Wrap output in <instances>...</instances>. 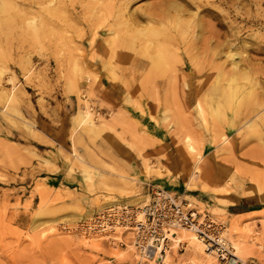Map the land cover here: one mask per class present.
I'll return each mask as SVG.
<instances>
[{
    "label": "rangeland",
    "instance_id": "374dc122",
    "mask_svg": "<svg viewBox=\"0 0 264 264\" xmlns=\"http://www.w3.org/2000/svg\"><path fill=\"white\" fill-rule=\"evenodd\" d=\"M113 1L112 8L109 0H0V264H163L140 255L132 231L102 238L79 229L97 212L142 207L154 193L124 172L130 189L109 187L100 156L76 145L79 132L93 145L119 141L146 175L171 178L170 192L225 226L234 264H264V210L237 216L228 209L244 196L264 198V0ZM134 11L140 25L130 23L131 31L122 22ZM153 32L159 34L152 43L139 38ZM232 62L243 73L236 78ZM74 103V142L62 157L70 174L83 175L95 199L89 210L67 205L63 190L47 187L42 177L60 168L52 152L36 146H56L43 133L48 127L61 134L59 113ZM85 110L94 130L76 129ZM141 113L166 128L165 143L140 127ZM246 119L258 126L242 128ZM222 132L229 143L215 140ZM185 135L196 141L207 175L193 174L196 158ZM248 228L242 240L233 235ZM189 252L185 241L174 243L164 264H199ZM212 256L210 264H225Z\"/></svg>",
    "mask_w": 264,
    "mask_h": 264
},
{
    "label": "crops",
    "instance_id": "0c3cea01",
    "mask_svg": "<svg viewBox=\"0 0 264 264\" xmlns=\"http://www.w3.org/2000/svg\"><path fill=\"white\" fill-rule=\"evenodd\" d=\"M76 111V103L67 105L60 111L59 116L62 119V128L59 126L55 130H60L61 134L53 133L51 135V129L46 127V133L43 134L56 144L55 147L40 143L36 146L41 152H52L54 155L52 160L56 163L58 162L60 168L57 172L46 174L42 177L46 179L47 187L50 189L63 190L67 194V205L89 210L94 206L95 199L91 193L87 191L83 175L80 171H77L76 174H70L69 166L65 163L62 157L64 156L63 151L66 153L71 152L70 148L74 142V139H72L74 124L71 118ZM135 119L145 132L161 139L162 143L166 142V139L168 138L166 128L153 121L148 113H141L136 116ZM75 139L76 145L82 152L86 154V151L89 149L100 156L99 161H101L100 163L103 165L107 166L102 167L105 168L104 170L108 178L111 180L107 185L113 189H130L129 186H125L123 183L124 179L119 176L118 173L120 171L129 174V177L134 178V180H140L143 184L142 186L145 193H151L156 188H163L169 192L174 191L176 188V184L171 180V178L146 175L144 167L140 161L141 159L137 157L135 152L133 153L131 150L129 151L127 146L119 143V141L114 139H103L99 141V143L93 145L89 142L87 135L83 132H79V135L75 136ZM155 148L157 150V147ZM208 150V146H205L204 153L206 154ZM261 204H264L263 197L255 198L251 196H244L235 201V203H233L228 209L232 215H247L253 214L257 211H263L264 207H259Z\"/></svg>",
    "mask_w": 264,
    "mask_h": 264
},
{
    "label": "built area",
    "instance_id": "2783aa9c",
    "mask_svg": "<svg viewBox=\"0 0 264 264\" xmlns=\"http://www.w3.org/2000/svg\"><path fill=\"white\" fill-rule=\"evenodd\" d=\"M79 227L86 235L107 237L115 235L118 228L132 231L140 255L158 261L171 250L176 231L185 228L192 230L225 264H234L236 258L222 223L190 208L181 196L163 188H156L151 201L142 207L113 205L82 220Z\"/></svg>",
    "mask_w": 264,
    "mask_h": 264
},
{
    "label": "bare ground",
    "instance_id": "6f19581e",
    "mask_svg": "<svg viewBox=\"0 0 264 264\" xmlns=\"http://www.w3.org/2000/svg\"><path fill=\"white\" fill-rule=\"evenodd\" d=\"M114 1L113 0H109V5L110 6H112V8L115 6L114 5V3H113ZM53 3V2H52ZM105 4V3H104ZM103 4V5H104ZM108 5V6H109ZM109 6V7H110ZM123 7V6H122ZM111 8V7H110ZM179 8L180 9H182L183 10V7L182 6H179ZM111 11V10H110ZM101 12V11H100ZM141 13V12H140ZM134 14H135V11L134 12H130L128 15H129V19H127L126 21L124 20L123 22H122V24H124V25H122V27L123 26H128L129 28L131 27V31H132V27H134L132 24H135V26H137L138 24H139V22H135L133 19H135L136 21H138V19H137V15L136 16H134ZM123 15V14H122ZM121 15V16H122ZM148 18L149 17H152L153 15H150V13H148ZM124 16V15H123ZM122 16V17H123ZM97 17V16H96ZM142 17V16H141ZM140 17V21H141V18ZM123 18H128V17H123ZM144 18V17H143ZM149 19H151V18H149ZM115 20V19H114ZM135 23H134V22ZM104 22V21H103ZM120 22H121V20H120ZM130 23H132V24H130ZM115 24H117V23H115ZM120 24V23H119ZM145 24V23H144ZM101 25H102V23H101ZM140 25V24H139ZM104 26V25H103ZM196 26V25H195ZM101 27V26H100ZM100 27H99V29H100ZM190 27V26H189ZM110 28V27H109ZM137 28V27H136ZM192 28V27H191ZM102 29V28H101ZM111 29V28H110ZM126 29V28H125ZM144 29H146V28H144ZM107 30V29H106ZM130 30V29H129ZM142 30V29H141ZM101 31V30H100ZM127 31H128V29H127ZM138 32H140L141 33V31H138ZM137 32V33H138ZM108 35H110L111 33H110V31L109 32H106ZM114 34V33H113ZM156 32H153V34H150L149 36H147V37H143L142 35L143 34H137V36L139 35V38L140 39H144V40H146V43H148V42H150L149 40H151V43L153 42V40H155L156 38L155 37H157L156 36ZM159 34V33H158ZM157 34V35H158ZM111 36V35H110ZM115 36V35H114ZM114 36H111V38L112 37H114ZM110 38V39H111ZM138 38V37H137ZM201 38V37H200ZM119 39V38H118ZM117 39V40H118ZM196 39H197V37H196ZM199 39V38H198ZM197 39V40H198ZM117 40H115V42H117ZM196 41V40H195ZM108 43H109V41H108ZM107 43V44H108ZM111 43V42H110ZM118 43V42H117ZM197 43V42H196ZM195 42H194V45L196 44ZM144 44V43H143ZM109 45V44H108ZM151 44L149 43V47H151L150 46ZM193 45V46H194ZM192 46V47H193ZM197 46V45H196ZM196 46L194 47V49L193 50H195V48H196ZM115 46H113V48H114ZM120 47H123V44L121 43H119V48ZM116 48V47H115ZM115 48H114V51H115ZM111 51H113V49L111 50ZM110 51V52H111ZM162 53V52H161ZM162 56V55H161ZM235 56H239V54L238 53H230L229 54V58L231 59V58H234ZM164 57V56H163ZM149 58V57H148ZM166 60V59H165ZM156 63V62H155ZM232 64H233V67H232V69H231V72L229 73L232 77H237V76H240V75H242L243 73H241V71H239L238 70V64L236 63V62H232ZM105 66H107V65H105ZM156 66V65H155ZM167 66V65H166ZM159 67V66H158ZM105 68H107V67H105ZM171 68V67H170ZM168 69V68H167ZM215 69V68H214ZM221 69V68H220ZM225 72V73H224ZM229 72V71H228ZM227 75V72L226 71H223V69H222V72H221V76L223 75V77L225 78V76ZM245 74V73H244ZM166 75V74H165ZM229 75V76H230ZM228 76V75H227ZM228 76V77H229ZM247 77V76H246ZM245 77V78H246ZM223 78V79H224ZM244 78V79H245ZM117 79V78H116ZM229 79H230V77H229ZM248 79V78H247ZM233 80V79H232ZM240 80H242V79H240ZM249 80V79H248ZM116 81V80H115ZM227 81V80H226ZM229 82V81H228ZM231 82V81H230ZM172 84V83H171ZM230 85V84H229ZM173 86V85H172ZM232 87V86H231ZM255 87V86H254ZM254 87H253V89H252V92H255V91H253L254 90ZM255 89H257V88H255ZM230 91V90H229ZM231 92V91H230ZM250 93V92H249ZM256 93V92H255ZM255 93H253V97H254V94ZM251 96H252V93H251ZM251 98V100H252V97H250ZM249 100V99H248ZM243 104V103H242ZM199 107H200V105H199ZM85 108V107H84ZM87 109V108H86ZM200 110H201V108H200ZM201 112V111H200ZM242 112H243V110H242ZM264 115V114H263ZM78 116L79 117H77V118H79L78 119V122H77V128L76 129H80V130H82V129H89V130H94V128H96V123L94 122V120H93V117H92V114L90 113V111L89 110H85V111H82L81 112V114L79 115L78 114ZM259 119V118H258ZM262 119V118H261ZM234 123V122H233ZM232 125H236V123H234V124H232ZM258 125H257V123L255 122V120L254 119H246L244 122L242 121V128H245L246 130H253V129H255L256 127H257ZM188 134V133H187ZM230 139H231V137L228 135V133L227 132H222V133H219L218 135H217V137L215 138V140H220V141H222V143L224 144V143H227L228 141H230ZM229 143V142H228ZM184 145H185V147H186V151H187V153L190 155V156H192V157H194V158H196V161H195V163H194V165H193V174H195V177H196V175H199L200 176V173H205V175H207L208 173H209V171H208V169H206V167L201 163V159L203 158L202 157V152L201 151H199V149H198V146H197V143H196V141L193 139V137H192V135L190 136V135H185V137H184ZM226 150V149H225ZM81 161H83V159H80ZM146 168H147V170L150 168L149 167V165L147 164L146 165ZM152 172V171H151ZM163 172V171H162ZM122 172H119V176L123 179V177L125 178V175H123V174H121ZM89 179H91V178H89ZM89 179H87V180H89ZM191 185H193L192 183H191ZM261 188V187H260ZM263 189H264V187H262ZM262 189V190H263ZM260 192H262V191H260ZM119 202V201H118ZM114 203H117L116 201H114L113 202V204ZM189 204H190V208H192V209H196V206L194 205V203H192V202H190L189 201ZM115 205V204H114ZM248 226V225H247ZM235 230H237L236 228H234ZM233 229V231H235ZM180 230V229H179ZM179 230H177L176 231V234H177V236L175 237V243H179V242H182V241H185L186 243H188V247L190 248V252H189V257H190V259H192V262L195 260L196 262H200L199 264H210L211 262L212 263H214L215 262V259L213 258V252H211V251H209V249H208V245L202 240V239H200L192 230H190V229H181L182 231H179ZM241 230V229H240ZM248 231H249V228L247 229V230H243V232L242 233H239V231H235L234 232V236L238 239V241L242 238L243 239V234H246V233H248ZM240 234H242V235H240ZM116 235V234H115ZM99 236H101L102 238H105V237H107V236H105V235H99ZM112 236H114L113 234H112ZM116 237V236H115ZM115 237H113V241L115 240H117V239H115ZM252 237V236H251ZM241 239V240H242ZM178 241V242H177ZM115 244V243H114ZM117 245V244H116ZM129 245V244H128ZM130 246V245H129ZM173 246H174V244H173ZM178 246V245H177ZM131 248H133V246H131ZM245 250V249H244ZM246 251V250H245ZM244 251V252H245ZM236 252V251H235ZM234 256H236V253H234ZM238 257V256H237ZM171 256L170 255H168V253L165 255V256H163V261L166 263V262H169V261H171ZM144 260H145V258H144ZM164 262H163V264H164ZM171 263V262H170Z\"/></svg>",
    "mask_w": 264,
    "mask_h": 264
}]
</instances>
